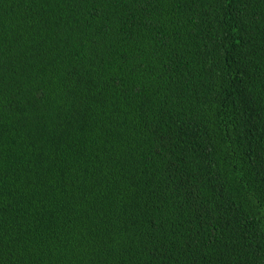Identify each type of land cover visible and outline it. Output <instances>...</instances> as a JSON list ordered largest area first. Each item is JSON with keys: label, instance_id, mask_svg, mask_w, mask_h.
Wrapping results in <instances>:
<instances>
[{"label": "trees", "instance_id": "trees-1", "mask_svg": "<svg viewBox=\"0 0 264 264\" xmlns=\"http://www.w3.org/2000/svg\"><path fill=\"white\" fill-rule=\"evenodd\" d=\"M0 264H264V0H0Z\"/></svg>", "mask_w": 264, "mask_h": 264}]
</instances>
